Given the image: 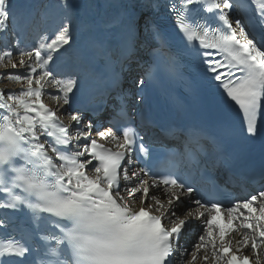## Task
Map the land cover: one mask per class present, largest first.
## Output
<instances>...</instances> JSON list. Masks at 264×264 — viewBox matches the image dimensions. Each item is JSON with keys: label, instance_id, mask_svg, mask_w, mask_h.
<instances>
[{"label": "snow or ice", "instance_id": "obj_1", "mask_svg": "<svg viewBox=\"0 0 264 264\" xmlns=\"http://www.w3.org/2000/svg\"><path fill=\"white\" fill-rule=\"evenodd\" d=\"M251 3L264 25V0ZM59 4L64 15L50 41L45 36L31 49L17 44L0 52V66L7 59L17 68L12 60L15 50L23 69L0 72V79L6 76L24 85L18 93L8 92L6 99L0 90V212L5 213L0 228L8 226L9 213L24 210L22 223L31 225L26 238L0 239V264H175L177 252V259L187 255L179 239L192 219L200 221L202 232L187 264H196L201 251L205 264H264V185L253 181L255 194L226 205L196 187L175 165L165 171L177 154L170 153L168 162L152 166L150 148L123 107L116 114L119 119L114 117L108 128L97 129L101 143L92 138L93 123L82 124L80 112L67 113L74 122L73 132L61 123L59 107L43 102L47 95L70 105L74 89L95 84L97 62L103 60L108 68L114 52L130 59L137 38L132 23L110 39L88 36L83 48L72 54L76 70L58 78L51 68L54 54L71 49L79 38L73 31L70 0ZM168 12L184 49L204 77L223 90L226 102L239 107L247 137L261 136L264 147L258 127L264 111V44L258 46L249 38L239 18L238 0H169ZM25 14L26 6L0 0V34L8 31L10 21L15 23ZM121 23V17L114 16L105 27L120 28ZM91 28L86 23L82 31ZM150 38L159 44L153 51L154 63L131 82L139 89L138 102L156 72L168 76L174 72L175 54L168 50L165 37L153 29ZM213 143L217 160H227L219 141ZM134 151L145 158L144 167H131ZM186 151L188 164L198 165L202 149ZM161 189L166 203L152 194ZM185 201L196 207H188L181 217L177 209ZM233 233L239 237L234 242L226 238ZM249 248L254 259L243 254Z\"/></svg>", "mask_w": 264, "mask_h": 264}, {"label": "rangeland", "instance_id": "obj_2", "mask_svg": "<svg viewBox=\"0 0 264 264\" xmlns=\"http://www.w3.org/2000/svg\"><path fill=\"white\" fill-rule=\"evenodd\" d=\"M118 1L119 0H70L72 6H74L75 9H78V8H81V9L85 8L86 10L91 9V11L94 10V13H97L98 9L102 7L103 8L102 11H101L102 19L107 18V16L110 15L111 12H113L116 9L115 7L118 6L117 5ZM47 3H49V2H47ZM121 3H119L120 6L124 5L123 1ZM46 7H47V5H45L44 9ZM44 9H42V11ZM117 9H119V7ZM63 13H64V11H63ZM140 25H143V22H141ZM0 52H2V51H0ZM20 59H21L20 56L19 57H17V56L12 57L13 62H16L17 65H18L16 69H13L11 67V64H9L7 59H6L4 61V63H3V66H0V72L7 73V72L23 71V69L19 68V63L18 62H19ZM25 60H27V57L25 58ZM22 87H24V85L22 83H18V82H15V81L8 80L6 78V76L4 78L0 79V89L5 92V99H6V95H7L8 92L11 91V92H14V93H18L19 90ZM49 90H52L51 89V85H49ZM42 100L47 105L50 102H53L54 105H56V106H58L60 104V102H61V100L59 102H57L54 99H52L50 96H47V95L43 96ZM200 233H201V231H199V234ZM199 234H198V236H199ZM197 241H198V238L195 239V242H197ZM192 246H191V248H192ZM191 248H189V250ZM201 257H203V256H201ZM186 259L190 260L191 258H188V255H186Z\"/></svg>", "mask_w": 264, "mask_h": 264}, {"label": "bare ground", "instance_id": "obj_3", "mask_svg": "<svg viewBox=\"0 0 264 264\" xmlns=\"http://www.w3.org/2000/svg\"><path fill=\"white\" fill-rule=\"evenodd\" d=\"M123 2H124V5H122V6H120V4L118 5V7H119V9H117L114 13H111L110 14V17L108 18V20H107V22L112 18V17H114V16H119V17H121V26H120V28L122 27H124V26H126V25H128L129 23H132V19H134V17H136V15H135V13H134V10H133V8L129 5V2H128V0H122ZM122 4V3H121ZM46 14H48V12H46L45 13V15ZM99 21L101 22V19H99ZM101 25H102V27L105 29V32H106V34H107V37L108 38H110L111 36H110V34H111V30L112 29H108V28H106L105 27V25L104 24H102V23H100ZM120 28H113V29H120ZM150 47H152V46H150ZM149 47V48H150ZM1 90V89H0ZM50 106L52 107V106H54V103L53 102H51V104H50ZM64 109H66V108H61V110L60 111H62V113L63 112H65V110ZM66 111H67V109H66ZM83 124H87V122H84ZM91 135H92V137H98V135H97V133H95L94 131H93V129H92V131H91ZM152 194L153 195H159L160 196V198L162 199V200H165V198H164V194H163V189H161L159 192H157L156 190H152ZM149 202H151V201H149ZM165 203H166V200H165ZM184 205L186 206L185 207V209L183 210V208L182 207H180V208H178V214H180L181 215V217H183V214H184V212L187 210V208L188 207H192V208H195L196 206L195 205H189V203H188V201H185L184 202ZM137 207L139 206V205H136ZM197 222H198V224H200V221H198V220H196ZM200 231L202 232V229H200ZM199 236L197 235V237H195V239H197ZM227 239H231V240H233V242L236 240V239H238L239 237L235 234V233H233V234H230L228 237H226ZM194 239V240H195ZM194 246V245H193ZM192 246V248L190 249V250H188V252H187V255H188V258H191V252L192 251H194V247ZM245 251H249V249L248 250H243V252H245ZM204 255V253H203V251H201V253L199 254V257L200 258H198L197 259V261H196V264H204L205 262L203 261V259H202V257L201 256H203ZM187 261H188V259H183V263L182 264H187Z\"/></svg>", "mask_w": 264, "mask_h": 264}]
</instances>
